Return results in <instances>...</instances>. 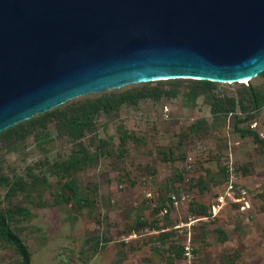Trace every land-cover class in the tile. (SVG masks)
I'll return each instance as SVG.
<instances>
[{
	"label": "rangeland",
	"instance_id": "rangeland-1",
	"mask_svg": "<svg viewBox=\"0 0 264 264\" xmlns=\"http://www.w3.org/2000/svg\"><path fill=\"white\" fill-rule=\"evenodd\" d=\"M213 85L168 80L106 91L164 94L100 113L80 139L53 123L0 137V211L31 264H264V104L211 111L218 98L243 99L248 85L264 98V74ZM70 159L84 164L64 175L59 166ZM172 195L186 200L174 206ZM0 264H19L5 243Z\"/></svg>",
	"mask_w": 264,
	"mask_h": 264
},
{
	"label": "water",
	"instance_id": "water-1",
	"mask_svg": "<svg viewBox=\"0 0 264 264\" xmlns=\"http://www.w3.org/2000/svg\"><path fill=\"white\" fill-rule=\"evenodd\" d=\"M263 72L264 0H0V133L129 85Z\"/></svg>",
	"mask_w": 264,
	"mask_h": 264
},
{
	"label": "trees",
	"instance_id": "trees-1",
	"mask_svg": "<svg viewBox=\"0 0 264 264\" xmlns=\"http://www.w3.org/2000/svg\"><path fill=\"white\" fill-rule=\"evenodd\" d=\"M261 73L260 75H263ZM197 87L210 91L214 85L208 81H194ZM164 92L159 88H142L126 90L124 92H109L103 93L96 98H83L70 103H65L49 112L37 115L28 121L21 122L0 133L1 138H23L29 129H44L49 124L53 123L54 126L66 136L73 139H80L85 132L91 131L94 127L95 120L100 113L111 112L120 106L130 103L136 104L143 99H156L163 96ZM245 97L241 100L234 98L224 97L215 100L211 105L213 114H230L235 113L237 110L245 112V109H257L264 104V98L252 85L244 87ZM255 141L261 140L255 136ZM83 156L86 155L85 151L81 152ZM84 158L83 161H85ZM80 164H84L76 159L64 161L59 166V171L64 175L78 169ZM200 215L206 214V208H201ZM0 243H5L12 247L19 257V264H31L30 253L20 236L14 232L5 214L0 211Z\"/></svg>",
	"mask_w": 264,
	"mask_h": 264
},
{
	"label": "built area",
	"instance_id": "built-area-1",
	"mask_svg": "<svg viewBox=\"0 0 264 264\" xmlns=\"http://www.w3.org/2000/svg\"><path fill=\"white\" fill-rule=\"evenodd\" d=\"M188 168H190V165L188 166ZM230 170H232V168H230ZM229 188H232V186L230 185V187ZM232 198H233V196H231ZM234 199V198H233ZM186 200V197L185 196H181V197H177V196H175V195H172L171 197H170V201H171V203L174 205V206H177V204H179L180 202H182V201H185ZM221 200V199H220ZM236 202H240L241 200L240 199H238V198H236V199H234ZM245 206L247 207L248 205H247V203H245ZM245 208V207H244ZM243 208V209H244ZM164 213H162V214H165L166 213V210H164L163 211ZM213 212H214V214H216V209H215V207H213ZM190 239H188V244L186 245V246H184V256L185 257H187V258H189L190 259V256H191V247H190Z\"/></svg>",
	"mask_w": 264,
	"mask_h": 264
},
{
	"label": "bare ground",
	"instance_id": "bare-ground-1",
	"mask_svg": "<svg viewBox=\"0 0 264 264\" xmlns=\"http://www.w3.org/2000/svg\"><path fill=\"white\" fill-rule=\"evenodd\" d=\"M241 82H245L246 83L247 81L245 80V81H241Z\"/></svg>",
	"mask_w": 264,
	"mask_h": 264
}]
</instances>
